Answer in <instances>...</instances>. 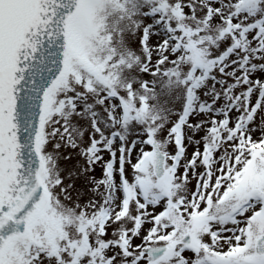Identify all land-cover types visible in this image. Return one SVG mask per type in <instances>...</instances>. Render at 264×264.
Instances as JSON below:
<instances>
[{
    "label": "snow or ice",
    "instance_id": "snow-or-ice-1",
    "mask_svg": "<svg viewBox=\"0 0 264 264\" xmlns=\"http://www.w3.org/2000/svg\"><path fill=\"white\" fill-rule=\"evenodd\" d=\"M0 264H264V0H0Z\"/></svg>",
    "mask_w": 264,
    "mask_h": 264
}]
</instances>
